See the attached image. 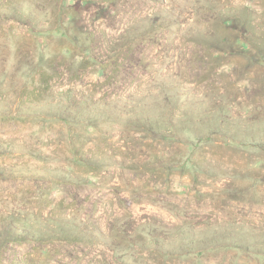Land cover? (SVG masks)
<instances>
[{"label":"rangeland","instance_id":"rangeland-1","mask_svg":"<svg viewBox=\"0 0 264 264\" xmlns=\"http://www.w3.org/2000/svg\"><path fill=\"white\" fill-rule=\"evenodd\" d=\"M0 264H264V0H0Z\"/></svg>","mask_w":264,"mask_h":264}]
</instances>
